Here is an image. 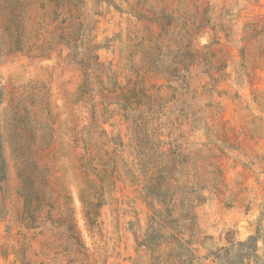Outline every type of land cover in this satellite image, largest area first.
Returning <instances> with one entry per match:
<instances>
[{"label":"rangeland","instance_id":"1","mask_svg":"<svg viewBox=\"0 0 264 264\" xmlns=\"http://www.w3.org/2000/svg\"><path fill=\"white\" fill-rule=\"evenodd\" d=\"M0 264H264V0H0Z\"/></svg>","mask_w":264,"mask_h":264}]
</instances>
